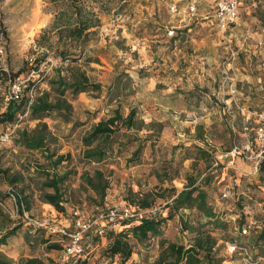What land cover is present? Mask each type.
I'll list each match as a JSON object with an SVG mask.
<instances>
[{
  "label": "rangeland",
  "instance_id": "1",
  "mask_svg": "<svg viewBox=\"0 0 264 264\" xmlns=\"http://www.w3.org/2000/svg\"><path fill=\"white\" fill-rule=\"evenodd\" d=\"M190 1L0 0V113L5 110L4 103L13 76L21 75L29 82L36 83L35 93L40 94L49 89V81L56 78L60 70L66 74L70 61L79 57L82 59L78 65L93 82L102 87L100 91L76 99L67 95L73 105L72 122L65 123L56 115L43 121L57 138V144L50 147L51 153L56 152L53 160L60 156L65 158L54 171L59 174L71 172L63 184L65 212L55 211L54 214L49 212L42 215L43 204L38 200L37 192L30 199L29 209L24 204L23 211H17L15 204L8 202V192L11 189L20 195L19 189L12 188L0 179V200L7 207L3 209L7 218L17 225L28 222L26 216L38 220L47 218L51 227L73 231L76 212L82 217L95 220L96 205L102 208L113 205L133 207L126 201L131 191L134 194H161V183L154 171L163 174L164 166L170 160L174 168L169 172L171 175L176 176L178 173L184 179L187 174L196 176L199 173L198 180L201 181V174L206 171L205 164L199 161L197 167L193 168L192 159L181 163L184 148L194 158L195 146L206 147L212 152V160L216 161L222 154L229 153L234 138L236 144L243 145L239 144L237 113L233 114L230 108L223 114L220 108L225 107L223 99L229 96L227 90L222 91L221 83L228 74L236 78L244 94L247 86L254 84L252 91L256 99L252 108L264 111V0H240L236 36L230 45L225 43V39H220L212 25L202 27V24L211 21L203 19L204 11H199L198 20H190L185 13ZM203 4H199V10L204 9L205 6L201 7ZM172 5L177 6L179 13L170 12ZM78 18L87 19L94 26L89 31V37L80 40L70 39L66 35L61 37L59 28L76 22ZM188 29L191 31L188 32ZM201 30H207V34H202ZM169 31H174V34L170 35ZM230 46L238 54L234 61L230 59ZM31 58L35 60L33 64ZM131 66L135 68L130 69ZM247 77L253 83H248L245 80ZM117 82L126 87L123 95L119 94L120 98L117 97ZM149 86L154 87V91L148 90ZM160 96L169 99V106L160 102ZM231 98L242 100L243 97L237 94ZM119 102L124 115L131 108H137L140 120L146 124L162 123L163 131L158 134L156 127L147 126L141 131L129 133L122 130L114 138L116 143L112 157L100 164L87 162L83 159L86 150L83 138L95 123L108 118L119 106ZM238 102L243 105L242 101ZM26 118L19 121V130L35 128L37 122ZM214 121H217V126L210 128L209 123ZM233 121L236 131L232 128ZM5 129L6 126L0 124V133ZM200 133H203V140H210L214 148L206 146L207 143L198 136ZM249 136L254 139L255 131L250 132ZM130 137L134 138L133 142L127 144ZM13 138L8 144L0 143L1 167L21 170L25 162L33 166L37 162L47 164L39 152H29L17 146L15 140L18 135L15 134ZM163 138L168 142L165 147L159 146ZM173 142H178L175 143L178 144L175 154H172L176 147L171 145ZM141 146L144 147L138 160L131 163L133 152ZM161 146L160 153H155ZM162 153L165 155L162 156ZM240 166L249 167L250 178L242 176ZM224 168V174L213 179L205 189L209 206L217 216L223 217L225 223L224 230L213 231L218 239L217 255L223 259L221 264H244L242 254L231 255L227 243H248L256 248L249 252L253 264H264V245L258 240L264 228V173L258 171L256 176L254 166L232 154L225 159ZM97 169L104 172L110 181V189L104 201L81 179L83 173L93 175ZM31 172H34L33 169ZM169 186L171 184L168 182L162 188ZM177 186L182 188L179 184ZM225 190L230 192L228 198L223 197ZM133 200H136L135 197ZM155 204L158 208L156 217L167 218L170 212L167 201L159 198ZM146 211L137 209L139 219L148 216ZM182 214L190 224L198 226L199 214L195 209L182 211ZM2 220L0 218V226ZM248 221L256 222V229L243 235L242 226ZM163 227L161 236L153 237L145 245L135 246L128 264H155L161 252L162 240L169 239L186 245L192 238L191 234L182 232L179 217L167 220ZM124 228L119 224L114 228H106L101 234V227L97 225L86 233L84 247L87 260L83 264H120L119 257L112 260L104 252L109 246L111 232L118 233ZM43 240L48 241L50 238L47 239L44 234ZM52 241L51 244H58L61 249L49 250L44 247L42 252L39 251L42 253L40 259L45 264H70L64 257L62 239L59 242V238L55 237ZM38 249L39 246L35 251Z\"/></svg>",
  "mask_w": 264,
  "mask_h": 264
},
{
  "label": "trees",
  "instance_id": "2",
  "mask_svg": "<svg viewBox=\"0 0 264 264\" xmlns=\"http://www.w3.org/2000/svg\"><path fill=\"white\" fill-rule=\"evenodd\" d=\"M92 28H94V26L89 20L78 18L76 22L66 24L59 28V35L61 37L66 35L70 39H86L89 37V33H91L89 31ZM81 59L82 58L79 57L71 60V64L66 69V74L63 70H60L57 77L49 81L48 90H45L40 94L35 93L33 104L30 107L29 92L36 86V83L34 84V82L28 83L24 97L21 101H11L9 106L0 113V124L6 126L5 131L0 134H4L13 129L14 126L18 127L20 117L28 112L26 119L31 122H37V124L35 128H24L20 130L17 128L15 134L18 135V138L15 140V144L23 150L39 152L47 162V164H39L37 162L36 166L25 162L21 166V170H13L11 167H1L2 159L0 157V179L11 185L12 188L19 189L21 196L19 194H16V196L20 211H23L24 204L27 205L28 209L30 208V199H32L37 192V198L42 204L52 206L55 211L59 213L65 212V191L63 190V184L68 180L71 172L59 174L54 171L65 160V158L60 156L53 160L54 157H56V152L51 153L50 147L57 144V138L49 129L48 124L43 121L52 115H56L65 123L72 122L73 105L67 98V95H71L73 99H76L78 96L80 97L84 94H90L102 89L101 85L93 82L87 72L82 69L81 65H78V62ZM13 77L12 81L18 77L24 76L16 75ZM236 88L238 90L237 85ZM125 89L126 87L124 85L117 82V97L120 98V95H123ZM115 100L118 101L117 99ZM118 105L119 106H117L108 118L101 119L95 123L91 127L90 132L83 138V143L86 147L83 159L87 162L100 164L112 157L114 155V144L116 143V139L114 138L122 130L129 133L132 131H141L147 126L149 128L156 127L158 134H161L163 131L164 125L162 123L154 122L146 124L143 120H140L138 118L137 108H131L129 112L124 115L121 111V102H119ZM252 120L254 122L248 128L250 129L252 127L250 132H253V130L256 131L258 127L254 118L249 121ZM15 134L13 137H15ZM198 136L201 140L204 139L203 133H200ZM132 139L134 138L130 137L126 141L127 144L133 142ZM122 142L123 141L121 140L120 143ZM96 143L98 144L96 145ZM204 143H206V140ZM235 144L236 143L234 142L232 143L229 152L233 150ZM160 145L161 144L159 143V146ZM143 147L144 146H141L133 152V157L130 160L131 163L138 160ZM159 149L162 150V146L161 148H158V152ZM165 150L168 151V149ZM176 150L177 146L173 148L172 154H175ZM194 150L195 157L193 158L189 155V150L184 148L181 163L192 159L194 160V164L192 165L194 168V166L197 167L196 163L199 161L203 162L206 171L201 174L203 176L202 180H198L199 173L196 176L187 174L184 179H181L178 173L176 176L171 175L169 172L174 170L171 165L173 162L172 160H170L171 162H169L167 166H164L163 174L159 173L157 170L154 171L155 176L161 183V194L154 192H138L134 194L131 191L126 201L132 204L136 211L137 209H147L148 211L155 207L157 199H164L168 203V209H170L169 216L167 218H151L146 216L135 220L136 222H121L120 224L126 228L118 233L111 232L109 235L110 243L104 252L107 258L113 260L114 258L119 257L121 259L120 264H128L134 254L136 245H145L147 242H150L153 237L161 236L163 234L164 223H166L167 220L169 221L175 217H179L182 232L191 234L192 238L186 245L169 239L162 240L160 243L161 252L155 261V264H221L223 262V259L219 258L217 255L218 239L213 235V231L216 229L224 230L225 223L223 222V217L217 216L214 210L209 206L208 196L205 189L217 176L220 178L226 171V168H224V164L221 163L220 160H216L218 164L215 166L216 161L212 160V152L208 148L195 146ZM214 150L215 149H213V151ZM163 155H165V153H162V156ZM32 169L34 171L33 173L31 172ZM259 171L264 173V164L261 165ZM81 179L101 201L106 199L107 191L110 189V181L105 176L104 172L98 169L94 171L93 175L85 172L81 175ZM175 180L183 181L185 187L181 190L176 188L173 185ZM223 181L224 180H222V182ZM168 182L171 186L162 188ZM1 195L2 194H0V196ZM134 197L136 200H133ZM98 207L101 206L96 205L94 208L96 209ZM194 209L199 214L198 226L190 224L182 214V211H192ZM0 218L3 219V222L1 223L2 225L0 226V264H45L39 258H31L28 260L22 259L18 263H15L8 259L1 251V247L7 245L8 241L22 231L27 224L29 225V228L32 226V228L41 235L37 242H35V249L33 251L36 250V247H38L39 244L47 245L46 247L49 250L61 249L58 244L53 245L50 243L53 242L52 239L55 237L59 238L60 242L62 238L59 235L49 233L43 228H38L30 221L23 225H17L5 216L1 207ZM248 224L249 221L242 226V230H244ZM252 229H256V222L251 226L250 233ZM3 231L5 232L4 234ZM44 234L47 236V239L50 238V240L42 241ZM84 240L85 238L83 239V244H85ZM258 240L264 245V228L261 230ZM232 244L241 247L243 245H249L256 249L248 243ZM85 252L87 254L86 249ZM236 254L242 253L237 252Z\"/></svg>",
  "mask_w": 264,
  "mask_h": 264
},
{
  "label": "built area",
  "instance_id": "3",
  "mask_svg": "<svg viewBox=\"0 0 264 264\" xmlns=\"http://www.w3.org/2000/svg\"><path fill=\"white\" fill-rule=\"evenodd\" d=\"M208 0H191L186 14L190 17H194L198 13V6L200 3H206ZM240 9L241 2L240 0H217L214 7V18L216 20L217 26L219 28L220 33L223 36H226L227 30L230 26L236 23L240 18ZM170 12L172 14L179 13L176 5L170 6ZM170 35H173V32H170ZM1 53V50H0ZM237 52L230 46V59L231 61L236 60ZM31 64L35 62L34 58L30 59ZM35 73V70L32 71V74ZM28 79L24 77H18L15 79L11 85L9 92L6 96L4 108H7L11 101H21L25 94L26 83H28ZM222 91H228V95L230 97H235L238 94L236 88V78L225 76L221 83ZM29 107L33 104V99L35 97V90L32 89L29 92ZM234 119V116L229 113ZM28 116V112L20 117V121ZM258 127L255 131V138L248 140L243 145L235 144L233 150L230 154L235 157H241L245 162L252 163L256 172L260 170L261 165L264 164V113H260L255 115ZM17 126H14L13 129L8 131L7 133L0 134V143L8 144L11 142L13 135L17 130ZM247 131V128H246ZM217 161L215 162V166L217 165ZM9 200L15 204V207L18 210L17 204V196L13 190H9L8 192ZM230 192L225 190L223 193L224 198H228ZM2 200H0V207L2 209L7 208ZM24 208V207H23ZM158 208L154 207L145 213L148 214L149 217L155 218L157 215ZM97 216L95 220L93 218L82 217L78 212L74 213L73 217V231L65 230L64 228H53L49 225V220L46 219H35L26 216L27 220L35 224L38 228H43L47 230L49 233L57 234L62 238L61 243L64 244V257L65 260L70 261V264H79L84 263L87 260V254L85 252V247L83 244V239L85 233L89 232L93 229L94 226L100 225L102 234L104 230L107 228H114L118 226L121 222L125 221H135L139 219V214L131 205H113L107 206V208L98 207L95 209ZM234 220L236 218H233ZM254 225L253 221H250L248 226L242 230L243 235H247L250 232L251 226ZM66 239V240H65ZM228 251L231 255L236 254L237 252L242 253V258L244 264H253V258L250 255V251L252 248L249 245L237 246L232 243L227 244Z\"/></svg>",
  "mask_w": 264,
  "mask_h": 264
},
{
  "label": "crops",
  "instance_id": "4",
  "mask_svg": "<svg viewBox=\"0 0 264 264\" xmlns=\"http://www.w3.org/2000/svg\"><path fill=\"white\" fill-rule=\"evenodd\" d=\"M216 1L217 0H208L206 3L201 5V7L205 6L204 9H202V10H199V6H198V13L194 17H190L189 16V18H190L191 21H196V20H198V18L200 16L199 13L201 11H204L205 14L203 13L204 14V16H202L203 19H205V20L211 19V21L206 22L205 24H202V27L212 25L215 28V30L219 33L220 39H222V40L225 39L226 40L225 43L230 45L232 43V38L234 36H236L235 29L237 28L236 27L237 23L234 24L233 26H230V28L227 30L226 36H222L221 35V33L219 32V28L217 26L216 20L214 18V7H215V4H216ZM190 31H191V29H188V32H190ZM169 32H173V34H174V31H169ZM201 32H202V34H207V30H201ZM167 59H168V57H167ZM134 68H135L134 66H131L130 69H134ZM138 79L139 80L141 79L140 75H138ZM153 79H151L152 82L154 81ZM249 79H250L249 77L245 78V80L248 81V83L249 82L253 83L252 80L251 79L249 80ZM236 85L238 86V90H237L238 91V95H240V97H243L242 100L240 98L235 100V99H233V98L228 96V98H224L223 99V102L225 103V107L224 106H220V108L222 109L223 114H225L226 110L230 109V108L232 109V113L233 114L237 113L238 118H239L238 119V123H237L238 134L240 135L239 136L240 137L239 144H245L248 140H250V136H249L250 129L252 130V127L250 129H248V128L254 122L253 120L252 121H249V120L254 118L255 122L258 124L255 115L260 114V113H264V111H261V108H259L257 110L252 108V104H253V102L256 99L255 98V93L252 91V89L254 88V84L251 87L247 86V90H246L245 94L243 92H241L243 90V88L239 84V82L236 83ZM153 89H154V87H151V86H149V88H148V90H151V91ZM172 93H175V92H172ZM174 96L177 98L176 95H174ZM160 98H161L160 102H162V104H165V105L169 106L170 103H169V99H167V97L160 96ZM238 101H240V102L242 101L241 104H243V105L242 106L239 105ZM229 104H231L233 106L230 107ZM190 108L192 109L193 107L190 106ZM213 108L214 107L212 105L211 109H213ZM257 111H259V112H257ZM210 123H213V124H210ZM210 123H209V126L211 125L210 128H215V126H217V121L210 122ZM232 128H234V130L236 131V127H235L234 121L232 122ZM246 128L249 131H246ZM221 137H223V135ZM178 142H180V141L178 140ZM178 142H173L171 145L176 146L178 144H175V143H178ZM233 142L236 143L235 142V138L233 139ZM206 143H207L206 144L207 147L208 146L209 147H213V145L210 143V140H206ZM215 143H217V142H215ZM160 144L165 147L166 145H168V142H167V140L165 138H163L161 140ZM156 152L159 153L157 150H156ZM229 154H230V152L226 153V154H222L219 157L220 162L224 164L225 163V159L228 158ZM188 161H190V160H186L185 162H188ZM250 164L252 166H254L252 163H250ZM239 170L241 171L240 173L242 174L243 177H249V178L251 177L250 176L251 174H249L250 169H249L248 166H240ZM254 172H255V175L257 176L256 173H258V172H256V170ZM175 183H176L175 184L176 188H178L179 190L183 189V184H184L183 181H175ZM177 184L182 186V188L178 187ZM8 202L12 203L10 200ZM41 212H42V215H46L49 212H52L54 214L55 213V209L52 206H50V205L43 204V206L41 207ZM28 226H29L28 224L25 225V227L22 229V231H20L15 237L11 238L8 241L7 245L1 247L2 253L8 259L14 261L15 263H18L20 260L25 259V258H28V259L39 258L40 259V257L42 256V253L40 254L39 251L42 252L44 247L47 246V245L39 244V248L40 249H38L37 251H33L35 249V242H37V240L41 237V235L38 232H36V230L34 228H32V226L30 228ZM44 256H47V254H44Z\"/></svg>",
  "mask_w": 264,
  "mask_h": 264
}]
</instances>
